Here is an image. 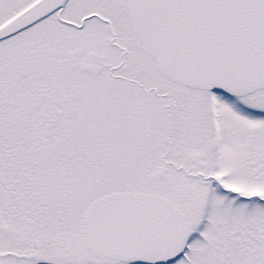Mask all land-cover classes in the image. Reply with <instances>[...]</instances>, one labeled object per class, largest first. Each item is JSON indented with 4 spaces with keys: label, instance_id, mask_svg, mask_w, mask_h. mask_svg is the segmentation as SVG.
Segmentation results:
<instances>
[{
    "label": "snow or ice",
    "instance_id": "obj_1",
    "mask_svg": "<svg viewBox=\"0 0 264 264\" xmlns=\"http://www.w3.org/2000/svg\"><path fill=\"white\" fill-rule=\"evenodd\" d=\"M0 264H264V0H0Z\"/></svg>",
    "mask_w": 264,
    "mask_h": 264
}]
</instances>
